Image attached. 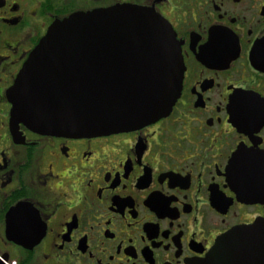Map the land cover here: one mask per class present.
<instances>
[{
	"label": "flooded vegetation",
	"instance_id": "obj_1",
	"mask_svg": "<svg viewBox=\"0 0 264 264\" xmlns=\"http://www.w3.org/2000/svg\"><path fill=\"white\" fill-rule=\"evenodd\" d=\"M117 4L172 26L184 73L171 111L90 136L28 128L16 104L31 52L55 22ZM257 222L264 0H0V264H214L221 236ZM247 244L223 264H261Z\"/></svg>",
	"mask_w": 264,
	"mask_h": 264
},
{
	"label": "water",
	"instance_id": "obj_2",
	"mask_svg": "<svg viewBox=\"0 0 264 264\" xmlns=\"http://www.w3.org/2000/svg\"><path fill=\"white\" fill-rule=\"evenodd\" d=\"M183 73L176 34L158 13L131 4L75 13L55 22L29 55L17 81V113L44 134L126 131L171 111ZM250 241L261 246L264 264V222L221 236L214 264L239 257Z\"/></svg>",
	"mask_w": 264,
	"mask_h": 264
},
{
	"label": "snow or ice",
	"instance_id": "obj_3",
	"mask_svg": "<svg viewBox=\"0 0 264 264\" xmlns=\"http://www.w3.org/2000/svg\"><path fill=\"white\" fill-rule=\"evenodd\" d=\"M3 258L2 257H0V260H2Z\"/></svg>",
	"mask_w": 264,
	"mask_h": 264
}]
</instances>
